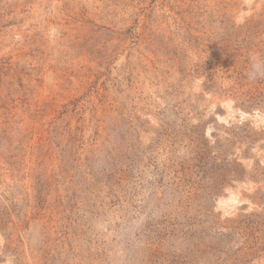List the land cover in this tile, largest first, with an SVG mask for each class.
<instances>
[{"label": "rangeland", "instance_id": "obj_1", "mask_svg": "<svg viewBox=\"0 0 264 264\" xmlns=\"http://www.w3.org/2000/svg\"><path fill=\"white\" fill-rule=\"evenodd\" d=\"M0 264H264V0H0Z\"/></svg>", "mask_w": 264, "mask_h": 264}, {"label": "bare ground", "instance_id": "obj_2", "mask_svg": "<svg viewBox=\"0 0 264 264\" xmlns=\"http://www.w3.org/2000/svg\"><path fill=\"white\" fill-rule=\"evenodd\" d=\"M227 103V106H229L230 105V103L229 102H226ZM229 104V105H228ZM232 191V190H231ZM229 192V194H228V196H226V197H221V198H219V200H218V204H219V206L221 207V208H231L232 206H233V203H235V202H239V199H238V196H237V192H230V191H228Z\"/></svg>", "mask_w": 264, "mask_h": 264}, {"label": "clouds", "instance_id": "obj_3", "mask_svg": "<svg viewBox=\"0 0 264 264\" xmlns=\"http://www.w3.org/2000/svg\"><path fill=\"white\" fill-rule=\"evenodd\" d=\"M253 64H252V72L250 73V77L251 78H255V76L258 73L259 67H260V63H259V57H253Z\"/></svg>", "mask_w": 264, "mask_h": 264}]
</instances>
